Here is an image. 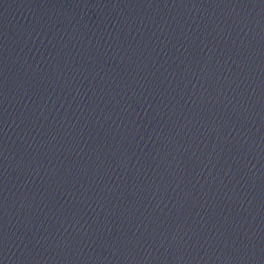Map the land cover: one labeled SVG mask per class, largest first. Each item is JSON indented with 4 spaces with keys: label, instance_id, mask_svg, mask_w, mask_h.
Here are the masks:
<instances>
[{
    "label": "water",
    "instance_id": "95a60500",
    "mask_svg": "<svg viewBox=\"0 0 264 264\" xmlns=\"http://www.w3.org/2000/svg\"><path fill=\"white\" fill-rule=\"evenodd\" d=\"M0 264H264V0H0Z\"/></svg>",
    "mask_w": 264,
    "mask_h": 264
}]
</instances>
